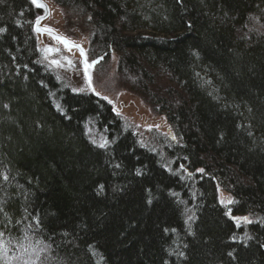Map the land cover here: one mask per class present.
Here are the masks:
<instances>
[{
	"label": "trees",
	"instance_id": "16d2710c",
	"mask_svg": "<svg viewBox=\"0 0 264 264\" xmlns=\"http://www.w3.org/2000/svg\"><path fill=\"white\" fill-rule=\"evenodd\" d=\"M55 1L172 125L171 164L41 63L31 0H0V264H264V0Z\"/></svg>",
	"mask_w": 264,
	"mask_h": 264
},
{
	"label": "rangeland",
	"instance_id": "374dc122",
	"mask_svg": "<svg viewBox=\"0 0 264 264\" xmlns=\"http://www.w3.org/2000/svg\"><path fill=\"white\" fill-rule=\"evenodd\" d=\"M40 3L42 7H37L39 14L34 21V32L41 63L70 90L76 93H93L109 101L114 111L139 140L150 150L158 152L160 158L165 160V164H171V161H166V151L176 139L172 125L164 115L156 111L155 107L145 100L142 94L132 90L131 85L122 82L119 72V53L114 48L105 52L96 47L97 38H95L90 14L77 8L62 6L55 0H40ZM56 37L63 38L69 44L79 47L69 49ZM100 52L102 54H98ZM86 132L95 144H106L103 134L90 121L86 123ZM179 171L183 175L192 176V173L182 171L181 168ZM219 201L240 228L244 229L246 225L255 222L258 218L257 214H232L230 205L234 198L228 191H219ZM186 208L188 221L190 220L188 213L191 210ZM245 217L251 222L245 221ZM243 232L245 235L242 234L240 240L248 236L245 230ZM27 263L33 264L34 262L29 259Z\"/></svg>",
	"mask_w": 264,
	"mask_h": 264
},
{
	"label": "snow or ice",
	"instance_id": "6c2138e0",
	"mask_svg": "<svg viewBox=\"0 0 264 264\" xmlns=\"http://www.w3.org/2000/svg\"><path fill=\"white\" fill-rule=\"evenodd\" d=\"M31 3L33 5H35L36 7H42V5L40 3V0H31ZM37 30L39 31V29H37ZM0 31H2V29H0ZM56 38L57 39H60L62 43H64L67 47H69V49H71V47H79L77 45H71V44H69V42L67 40H64L63 38H60V37H56ZM81 54L83 55V50L82 49H81ZM54 63H56V62H54ZM99 147L103 148V147H105V144L102 143V144L99 145ZM4 179H7V177H4ZM244 219H245V221H247V218L246 217ZM247 222L250 223L251 221H247ZM0 235H2V234H0ZM229 255H231V253H229Z\"/></svg>",
	"mask_w": 264,
	"mask_h": 264
},
{
	"label": "bare ground",
	"instance_id": "6f19581e",
	"mask_svg": "<svg viewBox=\"0 0 264 264\" xmlns=\"http://www.w3.org/2000/svg\"><path fill=\"white\" fill-rule=\"evenodd\" d=\"M107 101V100H106ZM108 103H110L109 101H107Z\"/></svg>",
	"mask_w": 264,
	"mask_h": 264
}]
</instances>
